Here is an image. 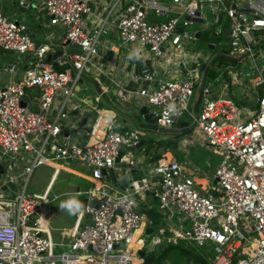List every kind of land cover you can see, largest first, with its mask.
Here are the masks:
<instances>
[{"label": "built area", "instance_id": "built-area-1", "mask_svg": "<svg viewBox=\"0 0 264 264\" xmlns=\"http://www.w3.org/2000/svg\"><path fill=\"white\" fill-rule=\"evenodd\" d=\"M39 1L50 24L64 30L59 44H37L28 26L6 14L0 0V49L26 62L19 81L0 84V163L5 167L0 173V264H134L135 255L141 264L139 252L146 245L179 241L189 243L210 264H264V66L256 64L258 46L264 41V0H114L91 25L93 0ZM25 2L19 0L20 5ZM112 28L120 50L142 60L150 58L154 67L143 76L131 74L138 82L135 89L109 77L114 86L101 87L95 99L112 91L114 104L125 107L136 98L135 114L163 128H174L190 116L197 132L181 140L185 157L152 161V150L144 146L140 155L133 156L137 149L130 148L145 132L116 129L107 105L92 107L94 122L82 130L83 139H73L80 130L73 112H90L85 107L88 99L77 94L86 88L82 76L104 72L95 59L103 58L99 48ZM203 33L211 39L207 49L189 53ZM211 44L230 48L219 55L233 61L242 56L254 60L258 72L250 79L257 93L254 108L238 105L226 97L225 89L218 92L211 85L201 89L198 102H192L196 69L180 80L163 79L157 73L158 64L168 59L184 68L195 62L197 68L201 63L207 69L218 55L207 51ZM61 46L62 54L54 59ZM134 46L147 49L149 56L134 52ZM9 65L15 73L18 66ZM197 143L218 156L214 171L210 161L202 171L189 158L190 146ZM21 158L24 162L17 165ZM73 162L90 171L93 186L78 213L79 220L85 218L83 225L66 242L55 243L46 219L48 193H28L26 182L40 164L51 166L54 176L61 171L76 173L66 165ZM144 163L150 166V176L135 178L132 166ZM122 169L130 186L115 185L120 189L115 191L104 181L103 171L110 175ZM9 170L17 174L11 176ZM209 174L214 187L207 180ZM151 175L157 176L156 182ZM21 180L26 181L23 188ZM150 192L158 202L148 209L155 208L166 226L159 228V234L147 235L146 228L154 227L149 218L137 237L143 245L132 251L129 246L143 220L142 196ZM57 245L64 249L61 254L56 253Z\"/></svg>", "mask_w": 264, "mask_h": 264}, {"label": "crops", "instance_id": "crops-1", "mask_svg": "<svg viewBox=\"0 0 264 264\" xmlns=\"http://www.w3.org/2000/svg\"><path fill=\"white\" fill-rule=\"evenodd\" d=\"M114 0H93L91 1V6H92V14L89 15V21L88 24H94V22L96 21V18L99 16H104L109 9L111 8L112 4H113ZM3 9L5 11L6 14L14 17L15 19H18L20 21H23L27 26H28V32L31 34V36L33 37V39L35 40V42L37 44H42V43H48V44H59L62 42L63 38H64V30L63 28L60 27H55L52 26L49 22V17L47 16L45 9L42 5V3L39 0H26L25 5H20L19 4V0H3ZM27 10L30 11H35L30 13ZM28 12V13H26ZM30 13V17L28 18L27 16ZM27 14V16H26ZM34 14H36L35 16H33ZM118 15V9H116L113 13H112V19L116 20V17ZM41 16L44 17L46 20L45 21H41ZM31 17H33L34 19L31 20ZM88 17V16H87ZM112 31L103 38L102 40V45L99 48L101 54L103 55V58H96L95 59V63L104 70L103 73H97L94 72L93 74L90 73V76L93 77V81L98 83L99 88H103V90H106L107 87L110 86H114V84L112 85L110 82L109 77H113L115 80H117L118 82L121 83L122 86L130 88V89H135L136 87H138V82L136 80H132L131 78V74L135 75L134 71L132 70V73H128V61L131 58H136L135 53L129 52L127 50H120L121 48L118 46L117 44V36L115 33V30L112 28ZM42 33V36H41ZM206 35V37H205ZM198 40H202L203 44L206 45L207 41H210L211 39H209L208 35L205 34H201L198 36ZM213 39V38H212ZM195 41V42H197ZM193 42L191 44V48L192 45L194 46ZM64 48L61 46L59 48L60 50H63ZM134 52H142L144 55L149 56V51L147 49H141L137 46L132 47ZM211 50H214L216 52V54H221L226 52V48H220V47H215L213 46L212 48L208 47V52H211ZM5 51V50H3ZM201 51V49H198L197 51L190 49L188 52L192 53V52H198ZM7 53V51H5ZM132 54V55H131ZM178 54V53H177ZM57 55V54H56ZM56 55L54 57H56ZM176 55V54H175ZM179 55H181V53H179ZM222 55H219V56ZM19 59H17V61H7L6 66L3 68V70H0V84L2 85L4 82H8V81H19L22 78V73L21 70H23L26 66V62H25V58L18 56ZM59 58V57H58ZM56 59V58H54ZM215 63H218L217 66L219 68H221L223 66L222 62H218L215 61ZM9 64H14L16 66H18V69L16 70L15 73H12L9 70L10 65ZM236 65H233L232 67H235ZM60 67V66H59ZM202 67L201 63H199V66L197 68L195 62H192L191 64L187 65V68L182 67L181 64H179V66L174 63L172 60H164L161 61L160 64H158V74L163 78V79H175V80H180V79H184L186 78V74L188 72V70H194V74L197 77L198 83H197V92H196V97H197V101L198 102L200 100L199 98V90L202 89L203 87L207 86V84H205V80L203 78L204 81V85L202 86V84L200 85V80L201 77L200 76V68ZM226 69V73L229 76V81H227V79H224L223 75L222 76V89H225L224 92L225 94H227L228 89H234L236 87H239L240 89L243 88L240 92H241V96L243 97V102L244 104H240V106H245L248 109H252L256 106V97H257V93L255 91L254 88L251 87L250 84V79L253 77V73L254 70H252V72H246L245 70H230L229 68ZM203 70H204V65H203ZM210 74V73H208ZM4 75V76H3ZM204 76V75H203ZM244 77L246 78V80L244 79ZM248 82V85H246V83ZM227 84L229 85V87L227 88ZM200 85V86H199ZM95 86V83H94ZM96 88V87H95ZM111 89V87H110ZM221 89V90H222ZM101 91V90H99ZM220 91V90H219ZM218 91V92H219ZM215 92L214 91V96H215ZM112 93V91H109L107 94ZM231 94H235L233 91H230ZM107 94H105L104 96H106ZM114 94V93H113ZM98 96V95H97ZM96 96V97H97ZM217 96V94H216ZM95 97V98H96ZM134 100H131L128 104H126L125 107H122V113H121V117L122 119H124L123 124L121 125V129H123L127 123H125L126 121L129 122V118L127 117V115H133L135 114V110L134 108H136V98H134ZM103 102V98H101L99 101H97L96 99H94V101L92 102L90 99H88V103L85 104V107L87 110H90V112L88 113H81L80 111H74L73 112V116L79 120L78 123H80L79 126V131L74 132V136H77L78 139H83L85 137V135L83 134L82 130H89V128L91 127L92 123L94 122L95 119V113L96 111L94 109H92V107H98V108H102L107 104H104L103 106H100L99 103ZM116 103V102H115ZM118 105V104H117ZM119 107H121L120 105H118ZM108 115H116L114 110H110L109 108H106ZM101 111H104V109H102ZM118 116V114H117ZM142 117L141 115H138ZM116 120V119H115ZM142 120L144 122H149L148 118L143 116ZM107 119L106 117H104V121H102L103 123H106ZM133 121V120H132ZM186 121V120H185ZM117 122V121H116ZM134 122V121H133ZM183 122V121H181ZM136 123V122H134ZM137 124V123H136ZM118 125V124H117ZM106 126V124H105ZM179 125H177L176 127H178ZM133 129H140L139 127L133 128ZM145 132V131H144ZM145 135H148V133L145 132ZM189 135H192L191 132H189L188 134L184 135L181 139H180V143H179V155L177 156V158H180L181 154H184V150L181 149V140L184 138H188ZM76 138V139H77ZM140 151L141 149H137L133 154V156L136 155H140ZM151 151V150H150ZM169 154V153H167ZM166 154L162 155V157H166ZM150 156L152 158V161H154V156H155V149H152ZM216 156V155H215ZM218 158V156H216ZM171 158V157H170ZM218 161V160H217ZM217 161H215V164L217 163ZM214 164V165H215ZM82 167V166H81ZM84 170H80V169H76L74 171H76L75 174L77 177H80L84 180H86L87 182H90L88 177H89V173L90 171L88 169H86L85 167H82ZM150 166H147V163L145 164H138L135 166H132V174L135 178H141L145 175H148ZM70 171H73V169L71 168H67ZM120 173V172H119ZM150 176V175H148ZM151 181L152 182H156L157 181V176H153L151 175ZM104 181L110 186V187H114L115 191H120L119 188H116L115 185L112 184L111 178L105 177ZM91 183V182H90ZM87 191V190H86ZM86 191L82 192V191H78V194H82L83 199L86 198L87 194ZM48 192V191H47ZM143 200H145V203L141 206V212L144 215L145 212V206L148 208L149 205H152L155 199V196L153 194V192H150L148 194H146L145 196H142ZM82 199V200H83ZM50 202V199H49ZM82 202V201H81ZM83 207L80 204V207L77 209V218H76V222L70 226V227H63L61 229V231H59V242L54 241L55 243H60L62 242V240H64V242H66L68 239H70V234L74 231V229H76V227H80V225H83L85 218L82 220H79L78 217V213L80 212V210ZM150 217L148 216L147 219L145 220L147 222V220ZM47 222L52 234V238L54 240V235H53V228L51 223L49 222V219L47 218ZM143 225V227H145L146 225ZM162 222L159 225H154L155 229H159L162 227ZM152 227V226H151ZM148 228V227H147ZM144 229V228H143ZM152 235V234H150ZM57 248H61L63 251V248L60 246H56ZM61 251V252H62ZM61 252L57 253V254H61ZM138 258L136 259V262H138Z\"/></svg>", "mask_w": 264, "mask_h": 264}, {"label": "rangeland", "instance_id": "rangeland-1", "mask_svg": "<svg viewBox=\"0 0 264 264\" xmlns=\"http://www.w3.org/2000/svg\"><path fill=\"white\" fill-rule=\"evenodd\" d=\"M28 12L32 13L35 11H30L27 10ZM26 12V13H28ZM29 15L26 16L29 18ZM206 13L208 14V10H206ZM34 14L33 16H35ZM34 19L31 17V20ZM46 19L41 16V21H45ZM196 27V25L194 26ZM204 34V33H203ZM42 36V33H41ZM225 40L221 41V44H223ZM192 50L197 51L198 49L201 50H206L207 45L205 46L202 42V40H199L194 43V46L192 45ZM125 51V49H123ZM226 53L230 52V48L226 47ZM211 52H215L214 50H211ZM132 55V54H131ZM256 64L258 68H261L264 66V41L260 43L258 46V51L256 52ZM19 59L17 54L11 53V52H5L2 49H0V70H3V68L6 66L7 61H17ZM22 59V56H21ZM215 61H220L223 63V66L219 68L217 66L218 63H215ZM233 65H236L235 67H232ZM205 66V65H204ZM229 68L230 70H245L246 72H252L254 70V73L252 74L255 76L258 74L256 71V65L255 62L252 58H249L247 56H242L238 61H233L228 57L225 56H219L215 58L213 61H210L208 63V68L203 70V65L200 68V85H204L203 78L205 80V84L213 86L217 91L222 89V79H227L229 81V76L226 73V68ZM223 75L224 77L222 78ZM74 73V72H73ZM210 73V74H208ZM204 75V76H203ZM1 76V75H0ZM4 76V75H3ZM246 80V78L244 77ZM83 82L86 84V88L81 89L77 94L78 97L81 98H87L90 99L92 102L94 101L95 97L99 94V91L97 88L94 86V81L93 77L90 76V74L84 73L82 76ZM247 81V80H246ZM199 85V86H200ZM248 85V82L246 83ZM243 88L236 87L234 89H228L226 97H229L233 99L238 105L244 104L243 102V97L241 96V90ZM230 91H233L235 94H231ZM33 92V91H32ZM216 96V95H215ZM197 97L196 95L193 96L192 102H196ZM115 103V96L112 95V93L107 94L106 96H103V102L99 103L100 106H103L104 104H107V107L110 110H114L116 115L113 116V118L116 119L117 121V127L116 129L121 130V125L124 122V119L121 117L122 113V107L117 106ZM106 106V105H105ZM35 110V108H34ZM118 114V116H117ZM186 121H189L191 124L194 122L193 119L190 116H184V119ZM150 122V120L148 119ZM129 127L131 129L138 127L136 123H134L132 120H129ZM144 131V130H143ZM148 135L144 136V139L147 140L149 138H157L159 137V134H161V131H153V130H145ZM197 130H192L191 134H196ZM85 135V132H83ZM77 136H74L73 139H76ZM126 149H123V152H126ZM179 153V152H178ZM1 155V151H0ZM168 159H172L173 157H177L175 153H169L165 155ZM188 156L189 158L197 164L201 170H207L209 167L207 166V161L211 162V167L210 169L214 171V164L215 161L218 160V158L206 147L205 145L202 144H195L191 145L190 149L188 151ZM171 157V158H170ZM180 157H185V154H181ZM1 158V157H0ZM24 162V159H19L18 164H21ZM66 165H69L72 168L84 170L80 165H78L76 162L73 163H66ZM17 169V168H16ZM15 169V170H16ZM15 170H9V175H14L17 174V171ZM209 178L207 179L209 182V185L215 186V182L212 179V175L209 174ZM25 182L21 180L19 186L23 188L25 186ZM93 186L92 183L87 182L86 180L77 177L75 174L67 172V171H61L58 175L54 176V170L51 166H48L46 164H40L38 165L35 169L34 172L29 176L27 182H26V191L31 194H42L47 192L48 193V199H50V203L46 205V216L49 219V222L52 225L53 228V235H54V241L59 242V231L63 227H70L76 222L77 218V209L73 211L70 208H64L61 207L62 204H65L66 202H77L81 204V201L83 199L82 194H78V191H86L90 189ZM209 187V186H208ZM157 200H154L153 205H157ZM71 213V214H70ZM165 226L166 224L163 223ZM144 236V235H143ZM167 242H161L159 244H148L144 248V250L147 252V255L156 250L158 247L163 248ZM64 250V249H63ZM65 250H68V248H65ZM61 248L56 249V253L61 252ZM136 259L137 256L135 255ZM140 262V261H139ZM139 262H134V264H138ZM154 262V261H153ZM115 264V263H111Z\"/></svg>", "mask_w": 264, "mask_h": 264}, {"label": "trees", "instance_id": "trees-1", "mask_svg": "<svg viewBox=\"0 0 264 264\" xmlns=\"http://www.w3.org/2000/svg\"><path fill=\"white\" fill-rule=\"evenodd\" d=\"M206 37V35H205ZM214 41H220L219 38H213ZM145 131V130H144ZM192 132V131H189ZM179 133L171 134L161 132L157 138H149L146 140L144 145L147 151L155 149L154 159L158 160L162 155L167 153H175L179 155V141L180 139L188 134ZM149 217L152 219L154 225H159L161 223L160 216L155 208L149 210ZM145 256L141 257L147 260L150 256L155 255V260L152 264H210L202 254H200L193 246H191L186 241H179L177 244L167 242L163 248H157L156 250L150 252L147 255L145 250Z\"/></svg>", "mask_w": 264, "mask_h": 264}, {"label": "water", "instance_id": "water-1", "mask_svg": "<svg viewBox=\"0 0 264 264\" xmlns=\"http://www.w3.org/2000/svg\"><path fill=\"white\" fill-rule=\"evenodd\" d=\"M212 47H213L212 44L209 45V48H212ZM61 54H62V51H59L55 58L60 57ZM153 67L154 66L150 58H147L145 60H142L141 58H131L128 61L127 69H128V72H131L133 70L136 75L143 76L144 74H147L148 71L153 70ZM94 83L98 91L101 90L98 86V83L97 82H94ZM201 94H202V90L200 89L199 98ZM23 105H25V103H23ZM127 117L130 120H133L134 122H136L137 126L141 130H153L156 132L160 130L161 132H164V133L179 134V133H186V132L192 131L195 128V124L194 123L190 124L189 121L180 122L178 127L163 128V127H160L156 123L144 122L142 120V117L137 116L136 114L127 115ZM125 123L127 124L123 128V131H127L129 129V122L126 121ZM69 133H70L69 130L65 132L66 135H68ZM145 143H146V140L143 138L139 141V143L136 146L131 147L130 150L134 152L136 149H139L142 146H144ZM120 158H121V155L117 158V162L120 161ZM4 172H5V167L3 164L0 163V173H4ZM103 172L106 175V177L111 178V181L114 185H117L121 187L122 189L130 186L128 175H126L124 169H122L120 173L113 171L110 175H108L105 170ZM155 199L157 200V197H155ZM86 204H87V198H84L81 202V206L84 208ZM145 233L147 235L148 234H152V235L159 234V229H155L154 227L149 226L148 228H146ZM139 254L141 257L145 256V252H143L142 250L139 252ZM154 260H155V255H152L147 260L143 261L141 264H152Z\"/></svg>", "mask_w": 264, "mask_h": 264}, {"label": "bare ground", "instance_id": "bare-ground-1", "mask_svg": "<svg viewBox=\"0 0 264 264\" xmlns=\"http://www.w3.org/2000/svg\"><path fill=\"white\" fill-rule=\"evenodd\" d=\"M104 121V119H103ZM57 167H60L59 165H56ZM149 209L145 206V212H144V215H143V220H142V224L141 226L138 228L136 234H135V237L133 238L132 242H131V245L129 246V248L133 250H136L137 248H139L140 246L143 245L142 242H137V237L139 236V234L142 232L143 230V225L145 224V220L147 219V217L149 216ZM133 257V261L136 262V257L135 256H132Z\"/></svg>", "mask_w": 264, "mask_h": 264}, {"label": "clouds", "instance_id": "clouds-1", "mask_svg": "<svg viewBox=\"0 0 264 264\" xmlns=\"http://www.w3.org/2000/svg\"><path fill=\"white\" fill-rule=\"evenodd\" d=\"M61 207L70 208L73 211H75L76 209L79 208V204L77 202H66L65 204H62Z\"/></svg>", "mask_w": 264, "mask_h": 264}]
</instances>
